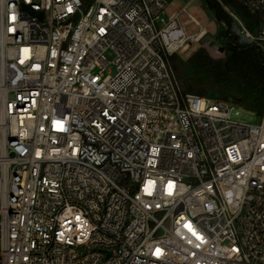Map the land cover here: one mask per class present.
<instances>
[{"label": "built area", "instance_id": "1", "mask_svg": "<svg viewBox=\"0 0 264 264\" xmlns=\"http://www.w3.org/2000/svg\"><path fill=\"white\" fill-rule=\"evenodd\" d=\"M196 1L0 0V264H264V117L166 64L225 55Z\"/></svg>", "mask_w": 264, "mask_h": 264}, {"label": "trees", "instance_id": "2", "mask_svg": "<svg viewBox=\"0 0 264 264\" xmlns=\"http://www.w3.org/2000/svg\"><path fill=\"white\" fill-rule=\"evenodd\" d=\"M232 7L251 30L258 16L251 14L236 0H222ZM206 6L219 22L229 19L216 0H207ZM223 58H213L206 49L199 47L186 59L174 54L165 56L166 64L178 85L179 94L209 97L235 104L257 119L264 117V50L257 46L242 47L226 33Z\"/></svg>", "mask_w": 264, "mask_h": 264}, {"label": "rangeland", "instance_id": "3", "mask_svg": "<svg viewBox=\"0 0 264 264\" xmlns=\"http://www.w3.org/2000/svg\"><path fill=\"white\" fill-rule=\"evenodd\" d=\"M193 12L198 14L201 19L202 27H209L211 29L210 35L206 38V41L203 42L205 45L206 42H214L219 46H224L225 42L222 40L221 34L225 32V28L221 22L217 20L214 13L206 6V0H197L194 4ZM187 29L193 30L194 32H198L199 28L194 25H188ZM199 45H194L189 49L185 54L180 55L182 58L186 59L193 53ZM214 58V57H213ZM215 58H223L220 56H215ZM243 110V109H242ZM254 122H259L258 120H254Z\"/></svg>", "mask_w": 264, "mask_h": 264}, {"label": "water", "instance_id": "4", "mask_svg": "<svg viewBox=\"0 0 264 264\" xmlns=\"http://www.w3.org/2000/svg\"><path fill=\"white\" fill-rule=\"evenodd\" d=\"M24 9H25V10H30L29 7H26V6L24 7ZM31 13H32L33 15L39 17V18H42V13H40V12H31ZM219 51H220V52H224V48L221 47V48L219 49ZM209 99H212V100L215 99V93H211L210 96H209Z\"/></svg>", "mask_w": 264, "mask_h": 264}]
</instances>
